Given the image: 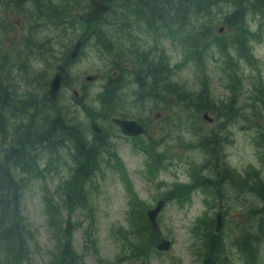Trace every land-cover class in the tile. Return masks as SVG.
<instances>
[{"label":"rangeland","instance_id":"1","mask_svg":"<svg viewBox=\"0 0 264 264\" xmlns=\"http://www.w3.org/2000/svg\"><path fill=\"white\" fill-rule=\"evenodd\" d=\"M110 3L96 25L103 41L94 27L78 21L88 0H0V82L9 91L0 97V125L8 131L0 152L28 132L40 134L56 117L82 129L101 150L100 164L84 184L86 197L71 214L65 193L83 162L80 153L68 139L57 156L41 155L22 197V213L35 234L33 258H47L53 247L50 221H58L57 208L63 219L71 216V241L85 264H203L205 242L221 212V264H248L251 255L244 257L238 244L247 231L261 240L258 258L251 260L264 264V3L246 11L249 61L218 59L214 48L199 62L187 57L186 41L184 47L123 13L120 0ZM237 9L220 1L211 16L214 28L228 35L222 13ZM79 37L85 41L68 65L59 97L48 100L47 82ZM159 56L165 80L155 83L144 73L147 61ZM205 111L212 121L202 118ZM113 117L136 120L145 130L125 135ZM93 121L106 129L104 137L92 129ZM157 201L163 206L154 230L147 210ZM147 234L152 246L144 255L134 249ZM160 237L170 240L169 250L155 249Z\"/></svg>","mask_w":264,"mask_h":264},{"label":"trees","instance_id":"2","mask_svg":"<svg viewBox=\"0 0 264 264\" xmlns=\"http://www.w3.org/2000/svg\"><path fill=\"white\" fill-rule=\"evenodd\" d=\"M114 1L116 0H111V2ZM220 1L223 0H120V9L123 10V13L127 12L129 16L133 14L137 19L144 20L152 30L157 31L159 29L165 35H169L174 39L178 38L184 47L188 46L189 55L187 57L195 61L199 62V57H207V54L214 51V48H217L214 53H217L218 59L223 58L226 61H231L237 58L249 61L252 52L249 45L246 46L245 42L246 38L252 36V33L246 25V11L258 6L260 3L263 5L264 1L262 3L260 0H243L241 3L245 7L240 8L237 0H229L232 7H237L238 9L228 13L221 12V21L228 29V35L226 36H230L228 42H226V36L222 34L223 29L222 32L219 30L220 27L215 29L214 22L211 21L214 6ZM108 3L111 5L110 0H108ZM107 13L90 23L83 22L79 17L78 21L89 28L94 27L98 36H101L103 41H105L103 30L101 27L96 28V25L100 23V20ZM191 18L194 20L191 21ZM207 20L208 22L206 23L205 21ZM190 23H194L193 30L188 28ZM156 24L160 25L156 26ZM79 38L83 39L84 43L85 38ZM184 41H186L187 46L183 43ZM108 44L111 45L110 42ZM159 57L157 62H153V59L147 61V72L144 73L145 77H155V83L165 80V77H162L165 67L162 64L164 59L162 56ZM71 62L73 60L69 57L65 64L69 65ZM158 67H161V69ZM138 74L140 75V72ZM4 89L5 86L0 82V97L1 95L4 96ZM7 92L9 91H6V96ZM5 133H8V131H5V126L0 125V140L7 138ZM100 136L104 137L105 133ZM68 139L71 140V148H75L83 159V162L79 161L80 169H75L71 180L67 184L68 192L65 193L67 199L65 205H68L71 214L74 208L80 207L77 204H82L85 199L86 195L83 190L85 181L91 177L95 172V167L100 164V145H98V148L97 146L93 147V144L86 140V134H84L82 129L74 128V126L67 124L65 120L56 117L53 121L46 123L40 134H30L28 132L18 141L8 142L4 146L3 151L0 152V156H2L0 158L1 264H85L83 255L74 249L71 241L72 232L76 228L71 222V216L63 219L60 210L57 208L53 209L58 218L57 222L50 221L55 241L47 258L37 261L33 258L31 250V244L35 241V234L30 229V225L22 213L24 189L31 177L39 172L38 161L41 155L50 151L57 156L59 149L63 145L68 148L67 144H64V142H68ZM53 141L55 145H52ZM82 168H86L87 171L84 172ZM210 227L211 225H209V229ZM211 233L213 236L205 242L204 254L205 252L206 254H203L202 263L221 264L223 243L218 233L215 231ZM238 244L244 257L251 255L248 256L250 258L248 264H256L251 258H258L255 246L258 247V244H261V240L257 238V235L247 231L239 239ZM151 246L149 234L146 237L142 235L139 237V243L135 245L134 250L141 248L143 250L142 253L147 255ZM141 264H148V261L145 260Z\"/></svg>","mask_w":264,"mask_h":264},{"label":"water","instance_id":"3","mask_svg":"<svg viewBox=\"0 0 264 264\" xmlns=\"http://www.w3.org/2000/svg\"><path fill=\"white\" fill-rule=\"evenodd\" d=\"M89 1V7L86 11H84L80 16L79 19L83 22L90 23L93 20L99 19L102 15L107 13L110 9V4L108 3V0H88ZM222 30V27L220 28ZM83 44V39L79 38L75 41L73 44V47L70 52V56L72 58H76L81 50V46ZM67 72V67L65 64H58L55 67V72L52 75V77L47 82V88L45 90V97L49 100H55L59 97V94L61 92V86L64 79V76ZM97 78V75H88L86 76V79L92 80ZM75 94L77 95V91L73 90ZM202 118L207 119L208 121H212V118L209 117L207 112H204L202 115ZM112 122L117 124L120 128V130L126 134V135H139L144 132V126L141 123H138L136 120L126 119V118H120V117H113ZM93 130L101 134L104 132V129L100 127L96 122L92 123ZM219 156H214V170L218 173L220 171L219 166ZM163 206V202L159 201L157 202V205L154 208H151L150 210H147V216L151 224V228H156V217L160 210V208ZM223 226V217L220 212L216 214L215 218V224H214V231L219 232L222 229ZM171 246L170 240L160 237L158 242L156 243L155 247L157 250L160 251H167L169 250Z\"/></svg>","mask_w":264,"mask_h":264},{"label":"bare ground","instance_id":"4","mask_svg":"<svg viewBox=\"0 0 264 264\" xmlns=\"http://www.w3.org/2000/svg\"><path fill=\"white\" fill-rule=\"evenodd\" d=\"M69 57L72 58V57L70 56V54H69ZM72 59H74V58H72ZM60 64H65V63H60ZM57 65H58V64H57ZM65 66L67 67V70H68V65L65 64ZM55 67H56V66H55ZM93 122H94V121H93ZM93 122H92V123H93ZM97 124H98V123H97ZM98 125H99V124H98ZM99 126H100V125H99ZM100 127H102V126H100ZM102 128L104 129V132H105L106 129H105L104 127H102ZM220 213H221V212H220ZM221 215H222V214H221Z\"/></svg>","mask_w":264,"mask_h":264},{"label":"flooded vegetation","instance_id":"5","mask_svg":"<svg viewBox=\"0 0 264 264\" xmlns=\"http://www.w3.org/2000/svg\"><path fill=\"white\" fill-rule=\"evenodd\" d=\"M72 60H75V58H74V59H72Z\"/></svg>","mask_w":264,"mask_h":264}]
</instances>
